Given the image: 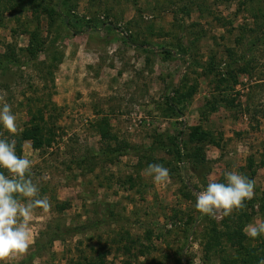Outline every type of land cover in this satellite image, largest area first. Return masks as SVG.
I'll use <instances>...</instances> for the list:
<instances>
[{
	"label": "rangeland",
	"instance_id": "obj_1",
	"mask_svg": "<svg viewBox=\"0 0 264 264\" xmlns=\"http://www.w3.org/2000/svg\"><path fill=\"white\" fill-rule=\"evenodd\" d=\"M8 50L19 67L0 71V95L26 136L11 139L52 204L8 264L264 259V236L244 232L264 220V0H0ZM150 164L171 183L155 184ZM226 171L254 180V198L202 216L196 194Z\"/></svg>",
	"mask_w": 264,
	"mask_h": 264
},
{
	"label": "clouds",
	"instance_id": "obj_2",
	"mask_svg": "<svg viewBox=\"0 0 264 264\" xmlns=\"http://www.w3.org/2000/svg\"><path fill=\"white\" fill-rule=\"evenodd\" d=\"M0 95V125L8 133L0 132V264L26 256L34 240L29 235V222L37 209L49 213L52 204L40 196L39 186L33 182V162L16 152V141L22 133L12 106ZM5 172L7 174H5ZM146 175L158 185L171 183L170 170L161 164H150ZM226 183L211 180L206 189L196 194L195 208L202 216L227 217L246 208L255 194V181L237 171L223 173ZM245 235L255 240L264 236V220L248 224ZM264 264V259L259 261Z\"/></svg>",
	"mask_w": 264,
	"mask_h": 264
},
{
	"label": "trees",
	"instance_id": "obj_3",
	"mask_svg": "<svg viewBox=\"0 0 264 264\" xmlns=\"http://www.w3.org/2000/svg\"><path fill=\"white\" fill-rule=\"evenodd\" d=\"M39 35L31 33L30 34V42H29V46L27 48V53L29 55L30 58L35 57V54L39 51L40 49V42L38 39ZM6 49H9V46L6 47ZM8 65L14 66V67H19V61L18 59L15 58V55H11V53H9V50L7 52H5L4 54H0V71L2 73H5L6 71L9 70ZM174 107H171V111L172 112H176L174 109ZM40 117V116H39ZM38 121L35 119L34 122H32V137H33V147L38 148L41 145V142L38 138V136L40 135L41 132V128H40V124L37 123ZM108 134V133H107ZM107 134H102L103 137H107ZM26 136L25 134H21V138H16V140L20 143L23 139H25ZM50 140L46 141V144H49ZM18 144V143H17ZM21 148V146L18 144L16 147V150L19 151ZM0 171H4L3 169H0ZM5 174H7L5 172ZM251 176H253V174H251ZM59 209H62V206H59ZM59 239V236H54L53 240H57ZM52 240V241H53ZM250 253V252H248Z\"/></svg>",
	"mask_w": 264,
	"mask_h": 264
}]
</instances>
